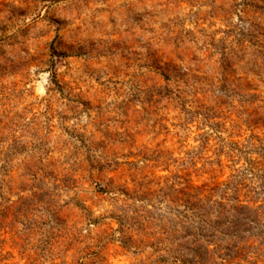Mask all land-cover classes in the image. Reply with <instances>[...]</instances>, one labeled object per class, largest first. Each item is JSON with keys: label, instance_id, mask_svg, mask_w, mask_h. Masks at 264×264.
<instances>
[{"label": "rangeland", "instance_id": "rangeland-1", "mask_svg": "<svg viewBox=\"0 0 264 264\" xmlns=\"http://www.w3.org/2000/svg\"><path fill=\"white\" fill-rule=\"evenodd\" d=\"M228 181L264 205V0H0V264L199 262Z\"/></svg>", "mask_w": 264, "mask_h": 264}, {"label": "trees", "instance_id": "trees-1", "mask_svg": "<svg viewBox=\"0 0 264 264\" xmlns=\"http://www.w3.org/2000/svg\"><path fill=\"white\" fill-rule=\"evenodd\" d=\"M239 192L240 183L228 181L213 189L210 196L186 202V210L190 213L186 217L198 222V233L205 242L201 244L197 239L194 244L198 247L190 249L200 259L195 263L226 264L225 260L232 253L240 254L245 247L251 249L257 240L264 241V205L247 199L252 190H247L244 199ZM217 252L220 263L213 261L212 254ZM195 263L189 261V264Z\"/></svg>", "mask_w": 264, "mask_h": 264}]
</instances>
